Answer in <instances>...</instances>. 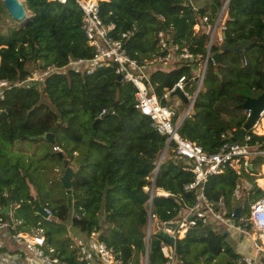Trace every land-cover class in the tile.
<instances>
[{
	"label": "trees",
	"instance_id": "1",
	"mask_svg": "<svg viewBox=\"0 0 264 264\" xmlns=\"http://www.w3.org/2000/svg\"><path fill=\"white\" fill-rule=\"evenodd\" d=\"M192 1L199 0H98L99 18L114 26L111 36L122 41L127 56L138 64L149 66L164 55L158 47L161 31L170 33L179 50L186 48L198 57L170 70L155 68L149 73L150 94L173 111L174 121L187 105L180 100L175 109V99L166 101L163 95L183 76L185 91L192 94L195 67L205 55L208 40L204 32L195 33L193 27L205 15L212 22L220 6L217 0H210L209 7L195 8ZM23 2L30 18L23 26L0 29V81L10 86L0 98V224H8L12 233L42 229L47 245L59 258L72 262L76 246L64 227L70 219L85 235L84 242L96 233L98 241L119 254L124 264H141L140 258L145 259L146 254L147 264H164L160 251L164 238L153 232L148 249L144 239L147 178L165 147V138L135 108L133 85L125 81L116 85L114 67L98 68L90 74L66 68L70 61L91 60L94 55L81 28L82 12L74 1ZM8 16L0 1V24ZM225 25L223 46L212 48L213 54H219L218 63H209L191 114L179 128L182 138L207 154L219 150L224 133L235 136L243 128L247 122L243 104L264 90V0H230ZM123 34H127L126 39ZM225 46L247 48L228 52L222 49ZM49 68L53 71L46 76L23 83ZM41 95L46 96L47 104L40 103ZM51 129L53 143L43 138ZM257 140L264 141V137L254 135L252 143ZM42 141L50 146L45 157L58 164L63 162L52 152L55 146L71 163L84 160L74 168L71 193L67 195L61 187L63 196L58 201L42 187L28 160L12 156L13 145ZM251 165L252 171L240 175L227 170L209 177L204 184L208 201L215 204L222 199L227 209L241 207L240 217H247L252 204L263 197L254 179L257 169L260 173L264 169V157L255 158ZM241 179L251 188L236 200L233 192ZM193 180L183 161L166 156L155 190L168 196L155 195L152 201V213L159 221L175 220L185 206L194 204L195 192L184 190ZM35 201L50 210V220L33 214ZM8 206L9 212L2 214ZM224 234L198 223L177 240L176 255L182 264H197V258L206 264H234L241 256Z\"/></svg>",
	"mask_w": 264,
	"mask_h": 264
},
{
	"label": "built area",
	"instance_id": "2",
	"mask_svg": "<svg viewBox=\"0 0 264 264\" xmlns=\"http://www.w3.org/2000/svg\"><path fill=\"white\" fill-rule=\"evenodd\" d=\"M1 2L3 0H0ZM65 3L67 0H52ZM82 12L81 28L84 32L88 45L93 48L94 55L91 60L70 61L66 68L82 69L87 74L94 72L98 68L114 67L122 81L128 82L136 89L135 108L143 115L149 118L156 132L165 138V148L155 162L152 175L147 178L148 185L145 188L148 193L147 223L145 230V246L148 249L153 232H161L162 235L170 238L171 242L165 241L160 244V251L165 259L164 264H177L182 261L176 255V242L182 239L187 231L200 223L203 226H210L213 231L216 228L234 230L242 234L247 233V223L256 231V240L252 239L255 250V257L241 256L234 264H264L261 255H264V186L257 184L263 192V197L252 204L247 217H235L234 209H227L222 199L217 203L208 201L204 194V184L211 176L223 174L227 170L234 171L237 175L250 171L251 162L255 158L264 157V141L257 140L252 143V132L261 129L264 123V111L259 115V119L253 128L244 135L243 144L232 142L234 138L232 132H226L221 136L222 144L219 150L214 154L205 153L197 144L182 138L179 134V128L186 117L190 116L194 100L202 88V83L207 72L209 63L212 61V48L222 45L224 32L226 31L227 11L230 0H217L220 3L215 18L210 22L207 15L199 19L198 24L193 27L195 33L204 32L208 38L205 46V55L195 67L196 76L194 78V90L192 94L185 91L184 83L186 77H181L174 87L163 95V99L168 101L171 93L176 89L183 92L188 99L189 104L183 112L180 120L174 121L173 111L166 106L161 105L160 101L150 94L148 84L149 72L157 67L167 66L173 62H194L197 58L193 57L189 51L184 48L179 50L171 42L168 32L161 31L157 34L158 47L164 55H159L151 65H140L137 61L130 59L123 48L121 40L111 36L114 29L112 24L105 25L99 18L98 0H72ZM123 39L127 34L122 35ZM245 65V63H244ZM53 68H49L41 74H34L31 79H26L23 83L27 84L33 80L46 76ZM22 83V84H23ZM21 85V84H20ZM19 86V85H18ZM5 89L10 86L4 81H0V98ZM251 111L246 110V120L250 118ZM260 136L258 138H261ZM54 152H59L58 147L53 148ZM170 153L173 158L185 163L186 169L190 172L194 180L185 186L187 192L193 191L196 194V200L191 207H184L181 217L168 222H161L152 213V201L155 195L167 197L164 192L155 190V180L164 157ZM250 185L246 181H241L233 192L236 200L240 199L241 191L249 189ZM45 209V208H44ZM48 219H51V212L45 209ZM19 223L15 222V225ZM7 231L10 240L18 244L23 252H26L27 264H124L119 254L107 246L104 242L98 241L97 234L92 232L89 240L79 244L76 248L74 261H66L58 257L55 250L46 243L42 229L32 230L29 233H12L8 231V224H0V232ZM257 241V242H256ZM1 243V242H0ZM1 249V244H0ZM0 264H12L4 255H0ZM144 264H147L145 257Z\"/></svg>",
	"mask_w": 264,
	"mask_h": 264
},
{
	"label": "rangeland",
	"instance_id": "3",
	"mask_svg": "<svg viewBox=\"0 0 264 264\" xmlns=\"http://www.w3.org/2000/svg\"><path fill=\"white\" fill-rule=\"evenodd\" d=\"M210 3H211L210 0H199V1H192L191 5L195 8L203 7V6L209 7ZM18 26H23V25L13 22L11 18L8 16L7 21L5 23L0 24V29H2L3 31H6V29L9 27L15 28ZM169 67L170 66H168L167 68L169 69ZM173 106L175 109L179 107V105H177L176 99H175V103ZM261 134H264V133H261ZM261 136L264 137V135H261ZM12 148L14 149V153L12 154L13 158L20 159V160L26 159L30 162L32 170L35 171L34 175L37 178H39L38 181L41 183L42 187H44L47 191H51L50 195H52L51 197H53L52 200L53 201L54 199L57 201L61 200L63 196L62 195L63 188L61 189L62 185H61L60 180L63 175L64 169H63V165L58 164L54 162L53 160L47 159L45 157L46 154H48L49 152V148H50L49 144L44 141L38 142L37 144L31 143V142H25V143H17L13 145ZM168 155H171V154L169 153ZM74 156L76 155L74 154ZM70 164H72L73 169H74L75 164L73 162L72 163L70 162ZM260 179H264V169H262L260 173V168H259L257 169V176H255V179H254L256 186L257 184H259ZM241 181H246V180L241 179ZM250 188L251 186L249 187V189ZM32 191L34 193V190ZM242 191H244V189ZM242 191L240 193V197L241 196L244 197L245 195ZM246 223H247V226L250 225L248 221H246ZM64 227L66 228L67 235L69 236L71 240H73L74 245L76 247L80 243H83L86 240L85 236L81 232H79L78 229L72 226L70 219H68V221L64 223ZM216 230L223 234L222 232L223 228L222 229L216 228ZM224 231L228 233V235L224 239H226L227 243L232 247L233 251L237 255L255 257L256 253L253 247V242L251 240L252 239L256 240L257 234L251 225H250V228L247 229L248 235L242 234L240 232H236L234 230L224 229ZM23 254L26 255V252H23ZM263 258H264V255L262 254L260 261H262ZM140 259H141L140 260L141 264H144L145 259L143 258H140ZM197 259H198L196 261L197 264H206L203 259H200V258H197ZM177 264H181V263L178 262Z\"/></svg>",
	"mask_w": 264,
	"mask_h": 264
},
{
	"label": "water",
	"instance_id": "4",
	"mask_svg": "<svg viewBox=\"0 0 264 264\" xmlns=\"http://www.w3.org/2000/svg\"><path fill=\"white\" fill-rule=\"evenodd\" d=\"M2 4L5 6L6 11L11 18L13 22H16L17 24L23 25V22L30 18V16L27 15L26 8L24 5V2H20L19 0H9L8 3H5L4 1ZM224 38V35H223ZM223 46V45H222ZM221 46V47H222ZM246 46H225L222 49L228 51V52H241L242 50H245ZM219 59V54H213L212 61L213 64H217ZM122 80L121 76H117L116 85H118ZM177 96L179 97L185 104L188 103L187 98L184 96L183 92L179 89H176L171 93V97ZM47 99L45 95H41L40 97V103L41 104H47ZM243 108L246 110L251 111L250 118L247 120L245 125L241 130L238 131V133L234 136V138L231 140L232 142H238L240 144H243V138L247 131L251 130L253 126L256 124L257 120L259 119V115L262 111H264V90L261 93V95L255 99L248 98L246 99L245 103L243 104ZM53 132L54 130L51 129V131L43 136L46 140H48L50 143H53ZM36 138H31V141H34ZM57 157L59 160H62L63 162V175L61 177V185L62 188L65 190L66 194L69 195L71 193V179L73 175V166L70 164L69 160L64 159V156L62 153H58ZM84 164V160H81L79 164H75L74 168H78L80 165ZM250 171H252V166L249 168ZM241 207H238L235 209L234 215L236 218H238L240 213ZM9 212V206L5 209L1 210L2 214H7ZM32 212L35 216H39L44 220L48 219L47 213L45 209L41 206V204L38 201L34 202V205L32 207ZM160 236H162L166 241L171 242L172 240L164 235H162L161 232H158ZM227 236V232L224 234V238ZM147 257V254H146Z\"/></svg>",
	"mask_w": 264,
	"mask_h": 264
},
{
	"label": "crops",
	"instance_id": "5",
	"mask_svg": "<svg viewBox=\"0 0 264 264\" xmlns=\"http://www.w3.org/2000/svg\"><path fill=\"white\" fill-rule=\"evenodd\" d=\"M26 12L27 15L30 16V13L27 10ZM0 242V255H4L12 264H27V259L23 254L22 248L18 244L10 240L9 233L6 230L0 232Z\"/></svg>",
	"mask_w": 264,
	"mask_h": 264
},
{
	"label": "clouds",
	"instance_id": "6",
	"mask_svg": "<svg viewBox=\"0 0 264 264\" xmlns=\"http://www.w3.org/2000/svg\"><path fill=\"white\" fill-rule=\"evenodd\" d=\"M20 2H23V0H19ZM3 2V1H2ZM1 2V3H2ZM169 33V32H168ZM169 36H170V39H171V42H172V36L170 35V33H169ZM220 47V46H219ZM213 56V55H212ZM177 63H181V62H173V63H171V64H169V65H167V66H163V67H157V68H160V69H163V70H170L175 64H177ZM168 66H170L169 67V69L167 68ZM167 68V69H166ZM151 71V70H150ZM150 73V72H149ZM149 75V74H148ZM118 76V75H117ZM122 81V80H121ZM171 95V94H170ZM185 96V95H184ZM172 98V97H171ZM174 99H176V102H177V105H179L180 104V98L179 97H177V96H174L173 97ZM177 98L179 99V100H177ZM188 100V99H187ZM188 104H189V101H188V103L186 104L187 106H188ZM187 108V107H186ZM192 110V109H191ZM191 114V113H190ZM182 115H183V113L181 114V116H179L178 117V119L177 120H180V118L182 117ZM149 119V118H148ZM183 121V120H182ZM166 144V143H165ZM55 147H57V146H55ZM54 148V147H53ZM53 148H52V150H53ZM59 148V147H58ZM165 148V147H164ZM60 149V148H59ZM164 150V149H163ZM162 150V151H163ZM54 152V151H53ZM56 153H61V150L59 151V152H56ZM162 153V152H161ZM160 153V154H161ZM169 153H167L166 155H165V157H164V160H165V158H166V156L168 155ZM159 157V156H158ZM158 159V158H157ZM163 160V161H164ZM157 161V160H156ZM155 161V162H156ZM155 166V165H154ZM154 170V169H153ZM152 173H153V171H152ZM152 173H151V175H152ZM150 175V176H151Z\"/></svg>",
	"mask_w": 264,
	"mask_h": 264
},
{
	"label": "bare ground",
	"instance_id": "7",
	"mask_svg": "<svg viewBox=\"0 0 264 264\" xmlns=\"http://www.w3.org/2000/svg\"><path fill=\"white\" fill-rule=\"evenodd\" d=\"M5 3H8L9 2V0H3ZM264 133V123H263V126H262V128L261 129H258V130H256L255 132H252L251 133V135L254 137V135L255 136H258V137H260L261 135H264V134H261V133ZM259 184H260V186H264V179H260L259 180Z\"/></svg>",
	"mask_w": 264,
	"mask_h": 264
}]
</instances>
